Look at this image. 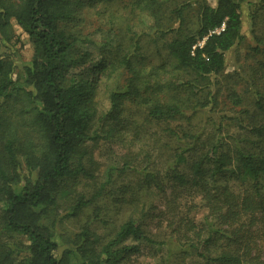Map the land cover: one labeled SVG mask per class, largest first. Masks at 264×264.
<instances>
[{
  "label": "trees",
  "instance_id": "1",
  "mask_svg": "<svg viewBox=\"0 0 264 264\" xmlns=\"http://www.w3.org/2000/svg\"><path fill=\"white\" fill-rule=\"evenodd\" d=\"M101 140L136 150L101 175ZM169 185L202 221L177 191L155 214ZM140 243L162 264H264V0H0V264H131Z\"/></svg>",
  "mask_w": 264,
  "mask_h": 264
},
{
  "label": "rangeland",
  "instance_id": "2",
  "mask_svg": "<svg viewBox=\"0 0 264 264\" xmlns=\"http://www.w3.org/2000/svg\"><path fill=\"white\" fill-rule=\"evenodd\" d=\"M257 1V0H252ZM166 5H164L165 7ZM144 22L146 23V26L149 27L151 30L152 26V19H150L148 16L144 19ZM250 30V19L245 12L242 17V32L245 34L246 39H244V44L238 47L239 54H243L246 51L247 43L252 42V37L249 38ZM10 32L12 35H14L13 40L16 41L15 45L9 50L11 54L15 57V62L17 63V68L15 72V78H18L19 80L23 76L22 72V66L19 64L20 62H26L31 58V45L30 41L28 39V36L22 31L18 25L13 22L10 26ZM253 43V42H252ZM93 53V59L98 60V51L93 47V50L91 51ZM162 56V55H161ZM164 56V55H163ZM158 62L162 60L163 57H157ZM243 60V59H242ZM156 61V62H157ZM155 62V61H153ZM233 65V57L232 55L228 56V63H227V70L231 69V66ZM129 133H131L129 131ZM131 146H125L124 144L115 143V145H112L111 143L104 142L101 140V144L99 145V148L95 151V157L98 164V169L101 175H103L108 168L112 165L113 167H118L119 165L115 161V156H123L129 152L130 149H128ZM133 151L136 150V147H131ZM178 192L179 194V202L177 204L178 211L182 212L184 216L190 217L194 222H200L202 221L203 215L206 212V208L203 206L202 202L200 201L198 195H195L193 191H185L184 189H176L173 185H169L166 188L165 193H158L155 189H152V192L150 193V197L154 201V207H155V214L159 215V211H162L165 207V200L169 195H172L174 192ZM188 192V193H186ZM63 199V198H61ZM63 203V200H61ZM66 207L62 205V210H64ZM176 211V210H175ZM102 219H107L108 217L104 214ZM161 217L151 215L146 218V226H145V232L152 235L159 237L164 233V226L166 223L161 222ZM117 221L113 223L112 219L108 220V223L106 226L102 225V223L99 221V223L94 224V228L97 232H105L108 233L111 232V230L114 228V225ZM56 240L59 241L60 244H62L61 239L57 238ZM134 242L131 240L126 241V244H133ZM141 246V252L138 254H132L130 256H125L122 262L125 263H131V264H162L160 256L161 253L158 251L154 246L140 243ZM262 252H264V246H262Z\"/></svg>",
  "mask_w": 264,
  "mask_h": 264
}]
</instances>
